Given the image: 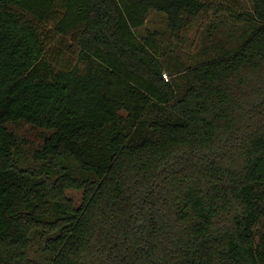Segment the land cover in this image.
<instances>
[{"label":"trees","instance_id":"obj_1","mask_svg":"<svg viewBox=\"0 0 264 264\" xmlns=\"http://www.w3.org/2000/svg\"><path fill=\"white\" fill-rule=\"evenodd\" d=\"M21 122L46 132L29 167ZM258 232L264 0H0V264H262Z\"/></svg>","mask_w":264,"mask_h":264},{"label":"rangeland","instance_id":"obj_2","mask_svg":"<svg viewBox=\"0 0 264 264\" xmlns=\"http://www.w3.org/2000/svg\"><path fill=\"white\" fill-rule=\"evenodd\" d=\"M61 6H59L60 8ZM60 13V11L58 10ZM46 30L50 32L53 27V23L47 22ZM166 17L165 15L157 12H151L148 15L146 24L144 27H142L138 33L139 34H145L147 32H161L166 30ZM198 30V31H197ZM54 37L51 36L50 42L47 43L46 47V55L49 57V59H53V64L55 66V70H59L62 68H66L69 65L77 64L76 60V54H75V47L73 44L72 38L68 37L67 40L66 37H61L59 35H54L51 33ZM184 44V47L182 48V51L186 52L188 56L184 53L181 54L182 60L188 64L192 60L189 58H193L196 56L195 54L202 49L204 41L201 38V30L199 27L194 26V30L191 32H188L185 39L182 41ZM176 43V40H175ZM177 46V44H175ZM179 49L181 48V45L178 46ZM82 67V65H80ZM54 70V71H55ZM168 78L170 79V76L168 74ZM12 130L15 131V133L18 135L21 143V149L18 155L17 160L19 162L20 166L23 167H29L33 164L32 160V153L36 148H39L43 143V136H45V133L43 130H40L31 124H28L26 122H21L17 125L10 124L9 125ZM69 196H71L76 204H80L81 198H82V192L81 191H74L70 190L68 191ZM261 228V227H260ZM260 231L262 230L259 229ZM261 232H258L257 236V242L260 243L259 248H264V242L261 239ZM30 256L36 259H43L42 254L38 246H35L34 248L30 249ZM262 264H264V260L262 261Z\"/></svg>","mask_w":264,"mask_h":264},{"label":"built area","instance_id":"obj_3","mask_svg":"<svg viewBox=\"0 0 264 264\" xmlns=\"http://www.w3.org/2000/svg\"><path fill=\"white\" fill-rule=\"evenodd\" d=\"M163 77H164L166 80H168V77H167L166 74H163Z\"/></svg>","mask_w":264,"mask_h":264}]
</instances>
